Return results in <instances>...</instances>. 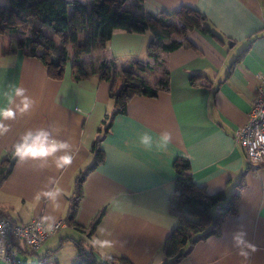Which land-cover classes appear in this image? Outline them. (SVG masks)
I'll return each mask as SVG.
<instances>
[{
  "label": "crops",
  "instance_id": "0c3cea01",
  "mask_svg": "<svg viewBox=\"0 0 264 264\" xmlns=\"http://www.w3.org/2000/svg\"><path fill=\"white\" fill-rule=\"evenodd\" d=\"M6 2L0 0V5ZM131 6L118 9L137 12L133 0ZM143 6L146 13L161 17L159 23L146 17L150 25L161 29H169L168 21L181 17L182 28L168 30L164 40L181 42L177 49L150 57L147 47L152 31L117 29L103 47L80 53L76 46L84 44L90 31H71L70 25L62 33L47 31L57 44L64 40L68 51L59 77H53L20 44L29 34L22 20L15 18L10 28L0 32V91L23 87L36 102L29 113L3 121L9 130L0 135V166L7 164L8 152L29 129L45 128L57 140L68 141L73 156L64 169L55 168V157L43 167L39 160L16 159L0 179V211L17 223L41 219L49 226L65 220L34 254H28L34 256L35 264L43 258L49 264H74V242L80 240L89 244L99 261L112 264H118L119 256L131 264H264V162L250 167L235 140L255 97L256 75L264 74V0H144ZM67 11L70 22L79 18L73 8ZM190 15L199 17L200 25L184 26V17ZM235 47L236 53L231 54ZM85 58L113 65L108 72L95 68L75 78L78 65L86 70ZM126 72L133 73V81ZM138 79L157 88L156 95L134 93L125 113L115 115L103 131L104 117L116 108L113 96L123 82ZM163 80L167 83L160 87ZM142 131L153 136L151 150L137 143ZM164 134L166 143L161 139ZM96 139L102 161L88 171L78 198L76 178L93 163L91 147ZM179 158L188 161L182 168L203 194H218L209 211L191 218L211 227L225 207L231 205L233 210L222 219L219 234L202 239L192 233L182 255L167 259L165 240L178 225L168 201ZM57 188L55 202L43 195ZM74 200V221L79 227L66 222ZM102 208V218L88 236L86 229ZM238 230L256 245L247 257L233 246L231 237ZM18 259L24 264L29 258L19 250ZM0 264L10 263L0 259Z\"/></svg>",
  "mask_w": 264,
  "mask_h": 264
},
{
  "label": "trees",
  "instance_id": "16d2710c",
  "mask_svg": "<svg viewBox=\"0 0 264 264\" xmlns=\"http://www.w3.org/2000/svg\"><path fill=\"white\" fill-rule=\"evenodd\" d=\"M125 1L7 0L4 5H0V32L10 28L11 23H15V18L22 20L26 24L29 34L20 40V44L28 48L30 55L38 57L53 77L61 76L64 64L68 59V51L64 40L60 44H57L54 39L47 35V31L62 33L69 28L71 22L67 11L68 7H72L74 12L79 14L81 18L86 17L87 25L90 29L84 44L76 47L77 52L88 53L98 45L103 47L117 29L152 31L155 36L151 38L147 47V53L150 57L156 58L159 51L170 52L181 45V42L175 40L164 41L168 36L167 30L164 31L148 23L147 16L157 23L161 22L162 19L157 15L144 11V0H133L134 7L138 13L130 10H119L114 6L115 3L123 4ZM70 40L74 42L75 35L72 34ZM39 48L44 51L38 52ZM112 65V62L102 60L98 65V70L108 72ZM137 65L139 69H143L142 65ZM87 75L88 72L85 68L82 65H78L74 72L75 78H81ZM166 83L167 80L159 81V86L164 87ZM157 90V88L149 86L142 79H138L136 83L131 81L123 82L120 90L113 96L116 105L115 111L104 117L102 130L107 131L109 129L115 115L125 113L127 101L134 93L155 96ZM98 141L99 139H96L91 147V152L94 157L93 163L86 170L80 172L76 178L75 193L78 198L81 197L82 185L88 171L92 170L102 161L103 154L98 145ZM15 160L16 158H14L12 150L9 151L6 157L7 164L0 166V179L6 176ZM174 165L176 177L173 193L169 197L168 204L170 213L178 218V225L165 240L164 253L167 259L182 255V246L188 241L192 242V233L199 234L202 239L219 234L222 219L233 210L231 205L225 207L216 218L217 222L211 227L203 225L200 221L191 218V215H198L201 211H209V208L217 202L218 194L202 193L201 189L195 185L192 176L183 169L188 166L186 159L179 158L175 161ZM103 213L104 208L100 210L90 226L86 229L88 236L93 234ZM75 214L76 201L74 200V202H71L66 222L75 227H79L80 225H77L74 221ZM0 218H8L11 220L4 211H0ZM12 244L24 254L35 253V250L27 249L21 240L12 239ZM74 244L77 257L74 264H112V262L109 263L108 261H99L89 244L84 240L75 241ZM116 260L118 264H131L127 258L122 256L116 257ZM164 264H168V262Z\"/></svg>",
  "mask_w": 264,
  "mask_h": 264
},
{
  "label": "clouds",
  "instance_id": "9594fccd",
  "mask_svg": "<svg viewBox=\"0 0 264 264\" xmlns=\"http://www.w3.org/2000/svg\"><path fill=\"white\" fill-rule=\"evenodd\" d=\"M19 98V102L16 100ZM35 100L26 94V89L19 86H11L8 90L0 91V135L9 130L7 124L3 121L13 120L19 113L21 115L29 113L34 105ZM164 143L167 142L168 136L164 134L161 138ZM137 143L145 150H151L154 145V139L149 131H142L137 136ZM72 145L66 140H57L52 133L45 129L39 128L35 131L29 129L22 133L19 140L13 145V156L19 161L33 159L41 161V166H45L50 157H55L54 165L57 169H64L72 163L73 156L70 153ZM58 152L63 155L56 156ZM60 189H55L43 193L50 201L55 202ZM39 199V196L37 197ZM233 246L238 250L241 256L247 257L250 252L256 251V245L246 239V233L238 230L232 234Z\"/></svg>",
  "mask_w": 264,
  "mask_h": 264
},
{
  "label": "built area",
  "instance_id": "2783aa9c",
  "mask_svg": "<svg viewBox=\"0 0 264 264\" xmlns=\"http://www.w3.org/2000/svg\"><path fill=\"white\" fill-rule=\"evenodd\" d=\"M256 77V93L247 120L235 132V140L245 152L250 167L264 162V74L258 73ZM64 225L63 220L45 226L41 219L17 223L0 218V259L20 264L19 250L12 244V239L21 240L29 250H36L50 234Z\"/></svg>",
  "mask_w": 264,
  "mask_h": 264
},
{
  "label": "rangeland",
  "instance_id": "374dc122",
  "mask_svg": "<svg viewBox=\"0 0 264 264\" xmlns=\"http://www.w3.org/2000/svg\"><path fill=\"white\" fill-rule=\"evenodd\" d=\"M114 6L115 7H117V8H120V7H124V6H128V7H132L131 6V0H128V1H126L125 3H123V4H114ZM71 7H70V11H71ZM131 9V8H130ZM186 17V18H185ZM184 17V20H185V22L184 23H186L184 26H186V27H189L190 25H194L195 26V24H197V25H200V18L199 17H195V16H193V15H190L189 17H187V16H185ZM180 19H181V17L180 16H178V17H176V18H173L171 21H168V27H169V29H167L166 27H162V30H176V31H178V30H180L179 28H182V27H180V24H181V22H180ZM195 19H196V21H197V23L196 22H194L195 21ZM152 22V21H151ZM153 23V22H152ZM169 24H170V26H169ZM70 25H71V31H82L83 29H85V30H87V29H89V27H88V25H87V21H86V17H80L79 16V18H76L75 20H73V21H71V23H70ZM89 31H90V29H89ZM78 33V32H77ZM71 33H68V35H67V38H68V36L70 35ZM89 35V34H88ZM149 36L150 37H153V36H155L154 35V33L153 32H150L149 33ZM64 37V36H63ZM169 41V40H168ZM74 43H75V41L73 42V45H74ZM149 43V42H148ZM228 46V45H227ZM77 47V46H76ZM100 46L98 45L96 48H99ZM95 48V49H96ZM236 47L235 48H233L232 49V51L230 50V52H231V54H235L236 53ZM73 52V51H72ZM81 53V52H80ZM83 53V52H82ZM94 55V59H95V57H96V55L95 54H93ZM94 59H90V58H85L84 59V65H85V67H86V71L87 72H89V71H93L95 68L96 69H98V65H99V63L98 62H93L94 61ZM93 60V61H92ZM96 61V60H95ZM101 61V60H100ZM120 70H123L122 68H118V72L120 71ZM116 72V70L115 69H113V71H112V73L113 72ZM122 72V71H121ZM125 76L127 77V79H131V81H133L134 80V75H133V73L132 72H126V74H125ZM133 79V80H132ZM114 99V98H113ZM220 208H221V206H220ZM212 211H215V215H216V212H218V209H217V206H215L214 208H213V210ZM39 253V252H38ZM40 254V253H39ZM28 256V260L24 263V264H35L36 263V261L33 259L34 258V256H32V255H27ZM41 264H49L48 262H47V260H46V258H43L42 259V262H41Z\"/></svg>",
  "mask_w": 264,
  "mask_h": 264
}]
</instances>
